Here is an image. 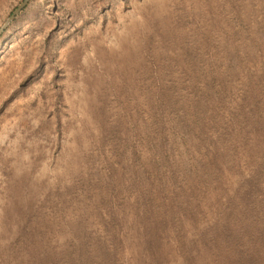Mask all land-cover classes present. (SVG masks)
Masks as SVG:
<instances>
[{
    "label": "rangeland",
    "instance_id": "374dc122",
    "mask_svg": "<svg viewBox=\"0 0 264 264\" xmlns=\"http://www.w3.org/2000/svg\"><path fill=\"white\" fill-rule=\"evenodd\" d=\"M0 52V264H264V0H30Z\"/></svg>",
    "mask_w": 264,
    "mask_h": 264
},
{
    "label": "crops",
    "instance_id": "0c3cea01",
    "mask_svg": "<svg viewBox=\"0 0 264 264\" xmlns=\"http://www.w3.org/2000/svg\"><path fill=\"white\" fill-rule=\"evenodd\" d=\"M1 54L2 52H0V58ZM12 64L7 66L5 70L2 68V61H0V174L4 171L5 141L10 140L13 132L17 130L16 127L19 124L21 111L24 107V105L21 106L20 85L19 77L16 75V65H14V62Z\"/></svg>",
    "mask_w": 264,
    "mask_h": 264
},
{
    "label": "water",
    "instance_id": "95a60500",
    "mask_svg": "<svg viewBox=\"0 0 264 264\" xmlns=\"http://www.w3.org/2000/svg\"><path fill=\"white\" fill-rule=\"evenodd\" d=\"M30 0H25L24 3L13 13V15L9 18L7 23L0 29V37L5 33V31L8 29L9 25L14 21V19L20 14V12L25 9V7L28 5Z\"/></svg>",
    "mask_w": 264,
    "mask_h": 264
}]
</instances>
